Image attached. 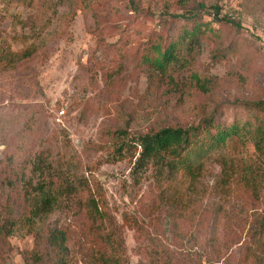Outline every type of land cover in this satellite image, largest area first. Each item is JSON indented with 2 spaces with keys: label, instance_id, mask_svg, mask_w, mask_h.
<instances>
[{
  "label": "rangeland",
  "instance_id": "374dc122",
  "mask_svg": "<svg viewBox=\"0 0 264 264\" xmlns=\"http://www.w3.org/2000/svg\"><path fill=\"white\" fill-rule=\"evenodd\" d=\"M193 1L204 6L203 22H211L212 5L234 12L240 22L213 21L215 33L187 47L190 54L182 48L179 55L190 57L183 69L221 76L220 102L264 98V0H137L135 9L129 0H0V264H54L44 237L54 224L66 232L69 264H93L86 252L94 236L86 235L87 218L77 206L34 218L33 226L22 222L28 211L25 186L35 179L30 154L39 149L64 180L77 175L85 181L106 216L104 229L121 245V263L264 264L252 255L245 258L246 248L259 252L247 229L261 199L232 183L225 194L218 192L220 166L212 155L188 207L173 217L179 210L165 200L168 183L155 177L156 164L137 167L134 145L124 143L121 158L111 154L124 138L111 133L115 128L143 133L196 120L194 103L204 96H180L162 82L152 87L141 60L151 35L175 36L189 24L176 14ZM30 45L35 52L27 60L13 63L4 56ZM220 48L226 55L213 61ZM228 69L239 71L244 81L228 77ZM231 109H223L222 117L229 119ZM30 128L37 136L32 141ZM259 139L260 131L240 141L242 161L259 163L264 150ZM258 172L262 195L264 166Z\"/></svg>",
  "mask_w": 264,
  "mask_h": 264
},
{
  "label": "trees",
  "instance_id": "16d2710c",
  "mask_svg": "<svg viewBox=\"0 0 264 264\" xmlns=\"http://www.w3.org/2000/svg\"><path fill=\"white\" fill-rule=\"evenodd\" d=\"M82 1L99 3L102 0ZM129 3L131 8L137 7V0H129ZM211 7L208 9V18L211 22H203L201 9L204 6L201 2L193 1L191 5L183 3L182 13L176 15L185 17L189 24H182L181 33L175 36L151 35L149 41H144L141 53L142 64L146 66V79L152 87L162 82L164 87L179 92L180 96L186 93L189 97L192 92L204 96L203 101L194 103L198 107L196 120L183 126L163 125L143 133L132 132L126 127L115 128L111 133L124 138L112 148L111 154L115 152L113 158H121L123 144L134 145L138 148L134 158L137 167H146L149 161L156 164L155 177L163 178L168 183L165 200H168L171 208L179 210L177 214H172L173 217H180L182 211L188 207L194 183L199 176H202L204 161L212 155L213 160L220 166V174L215 182L218 192L225 194L232 183L233 189L238 184L255 195V198L259 196L258 199H261L260 211L253 215L247 229L254 241V248L259 252L246 248L245 258L248 259V256L252 255L255 256L256 262L264 263V189L261 195L258 188L263 177L258 170L264 166V150H259L257 165L242 161L238 150L240 141L255 132H261L259 140L264 142V98L252 100L236 96L227 103L220 102L217 99V92L223 82L221 76H201L192 69H183L190 57L179 55L183 52L182 48L190 54V49L187 47L197 44L206 33H215L216 30L211 25L213 21L239 24V19L232 17L228 12L219 16L221 7L216 5ZM210 10L215 12L214 16H211ZM120 35L123 38L124 34L120 33ZM183 42L185 45H182ZM234 49L233 46L231 50ZM34 50L35 47L30 45L21 52L9 51L4 56L7 61L15 63L27 60L35 52ZM225 55L222 48L217 49L213 52L212 60L217 61ZM225 74L228 77L236 75L239 81H244V77L237 70L228 69ZM228 107L232 108L231 116L226 119L222 114L223 109ZM26 133L30 135L28 141L37 138L31 128ZM25 146L26 143L22 153L27 157L29 150ZM38 151L30 154L32 155L30 157H33L31 161L35 179L28 178L25 186L24 203L28 211L22 216V222L33 226L34 218H41V215L57 209L73 210L77 206L78 210H83L87 218L86 235L94 236V240L88 246L86 257L93 264H123L119 257L121 245L114 239L112 230L104 229L103 222L106 216L98 201L89 194L90 192L88 193L89 189L85 181L77 175L64 180L59 173V166L54 167L49 160H46L48 153L42 149ZM164 172L166 176L161 177ZM173 180L176 183L170 185ZM81 190L86 192L82 194V198L80 195L77 196ZM44 237L50 248L54 250V264H69L70 247L64 229L56 224L48 226Z\"/></svg>",
  "mask_w": 264,
  "mask_h": 264
},
{
  "label": "built area",
  "instance_id": "2783aa9c",
  "mask_svg": "<svg viewBox=\"0 0 264 264\" xmlns=\"http://www.w3.org/2000/svg\"><path fill=\"white\" fill-rule=\"evenodd\" d=\"M211 11V10H210ZM226 11H224V10H221V9H219V16H221V15H223L224 13H225ZM229 14L232 16V17H234V12H229ZM215 15V12L214 11H211V16H214Z\"/></svg>",
  "mask_w": 264,
  "mask_h": 264
}]
</instances>
